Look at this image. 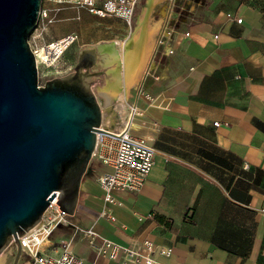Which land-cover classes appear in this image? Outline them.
<instances>
[{
    "label": "crops",
    "instance_id": "obj_1",
    "mask_svg": "<svg viewBox=\"0 0 264 264\" xmlns=\"http://www.w3.org/2000/svg\"><path fill=\"white\" fill-rule=\"evenodd\" d=\"M201 2L198 19L176 21L167 50L155 59L171 0H153L148 14L144 1L134 29L120 41L121 53L112 41L80 49L112 46L111 55L96 53L107 60L100 85L114 73V104L126 112L121 129L128 124V134L145 140L154 164L136 192L115 194L116 204L104 202L97 182L105 167L86 171L73 216L47 240L43 254L58 255L59 243L70 241L84 264H121L123 253L112 260L91 246L84 231L92 229L125 248L151 243L155 264H264V0ZM160 3V19L150 22ZM145 14L151 35L140 52L144 64L136 72L128 65L135 80L125 94L124 56L133 52L130 42ZM128 96L136 111L131 117L124 110ZM162 249L170 253L159 254Z\"/></svg>",
    "mask_w": 264,
    "mask_h": 264
},
{
    "label": "water",
    "instance_id": "obj_2",
    "mask_svg": "<svg viewBox=\"0 0 264 264\" xmlns=\"http://www.w3.org/2000/svg\"><path fill=\"white\" fill-rule=\"evenodd\" d=\"M41 0H0V254L34 228L57 198L73 216L81 180L95 149L102 111L91 90L95 49H82L74 72L37 84L29 46ZM83 69L85 71L83 72Z\"/></svg>",
    "mask_w": 264,
    "mask_h": 264
},
{
    "label": "built area",
    "instance_id": "obj_3",
    "mask_svg": "<svg viewBox=\"0 0 264 264\" xmlns=\"http://www.w3.org/2000/svg\"><path fill=\"white\" fill-rule=\"evenodd\" d=\"M139 2L140 0H41L39 19L34 32L37 31L41 23L48 25L55 22L56 15L62 11H76L77 19H79L81 11H86L102 19L118 18L130 29ZM179 2L190 6L188 5L189 0H171V11ZM235 22L240 24L242 20L236 19ZM170 24L171 19L168 17L157 37L153 59L163 54L168 48L174 32ZM185 35L188 36V34ZM76 41L75 33L67 34L40 46L29 41L38 73L40 71L45 77L59 75L60 60ZM167 53L172 54L173 51L168 49ZM135 112V109L131 108L129 117ZM127 125L118 132H111L116 137L96 135L95 149L97 148V151L95 153L93 151L92 159H96L106 169L98 176L97 182L102 191L103 200L108 204H116L115 194L117 193L136 192L144 184L154 164V150L147 145L144 139L128 134ZM214 126L217 127L218 123H214ZM56 203L57 198L49 204L37 227L22 236H17L21 253L16 264H84L83 260L71 251L70 241L59 243L60 252L58 255L42 253L43 247L52 233L60 226L66 227L69 223L70 215L61 211ZM101 217L114 221V218L109 214L102 213ZM84 234L91 239V246L108 259L116 260L120 253H123L121 264H138L141 260H143V264H155L152 245L145 240L139 241L135 244V248L131 249L100 238L92 229L85 230ZM16 249L15 239L11 237L10 242L0 254V264H12ZM169 253L168 249L159 251L161 255Z\"/></svg>",
    "mask_w": 264,
    "mask_h": 264
},
{
    "label": "rangeland",
    "instance_id": "obj_4",
    "mask_svg": "<svg viewBox=\"0 0 264 264\" xmlns=\"http://www.w3.org/2000/svg\"><path fill=\"white\" fill-rule=\"evenodd\" d=\"M144 1L145 0H140L139 4L137 5L130 29L123 23V21L119 20L118 18L102 19L93 16L89 20H85L81 14V17L77 19L76 11L59 12L56 15L55 22H53L52 24L45 25V23H41L37 31L32 32L29 36V41L31 43L40 46L70 33H75L77 35V41L67 50V52L61 58L59 66H62L60 68L59 75L55 77H45L42 76L39 71L37 79L38 86L44 87L45 82H47L48 80L66 75L69 72L71 66H73L76 60L77 53L83 46L96 45L99 42L112 41L116 44L115 46L118 52L121 53L120 41L122 39L126 40V38L129 37L132 29H134L136 16L141 14L144 7ZM189 1L191 2V6L194 8V12H191L190 6L188 7L185 3H177L176 7L171 13V20H173V22L170 24L171 27H173L176 21H178V23H183V21H193L194 19H198L200 10L203 9L204 5L202 4L201 0ZM157 2H159V0H157ZM161 5L162 3L158 4L155 8V11L150 18V22L158 21L160 19L159 10ZM165 23L166 20H164L163 26L165 25ZM99 86L102 87L99 84L96 89H98ZM130 99L131 97H129V101L125 105V111H129L131 108ZM97 101L101 106L102 114L105 115L104 121L101 122V125L103 124L105 130L112 132L121 129L123 116H126V112L118 108L119 103L117 102L113 104L110 109L111 112L114 113L113 122L111 120L112 117L110 118V113L106 111L104 102L99 95H97ZM120 112L122 114H120ZM108 119L110 121H108ZM98 166L99 162L93 158L88 165L87 171L90 172L91 170L98 168ZM60 227L52 233V235L49 237L50 239H53L55 236L61 233Z\"/></svg>",
    "mask_w": 264,
    "mask_h": 264
},
{
    "label": "bare ground",
    "instance_id": "obj_5",
    "mask_svg": "<svg viewBox=\"0 0 264 264\" xmlns=\"http://www.w3.org/2000/svg\"><path fill=\"white\" fill-rule=\"evenodd\" d=\"M152 1L153 0H148V3H147V14H148V12L150 11V6H151V3H152ZM147 14H145V18L143 19V21L142 22H140L139 23V31L141 32L140 34H139V36L138 37H136V38H134L130 43H131V45H132V51L133 52H130L129 50H127L126 51V53H125V56H124V61H125V69L127 70V76H126V80H125V94H127V89H128V86H129V84L130 83H132L135 79H134V74H133V69H131L130 67H128V65H131V64H135L136 65V70H135V72L140 68H142L143 67V57H142V54H140V52L142 53V52H145V50H146V43L148 42V40H149V38H150V35L151 34H149L147 31H146V29H145V25H146V18H147ZM127 45L125 46V48L127 49ZM131 47V46H130ZM130 53H134V55L133 56H131V54ZM130 69V70H129ZM131 72V73H130ZM134 72V73H135ZM99 88V87H98ZM108 94H106V93H101L100 94V96L102 97V100H103V102H104V106H105V108H106V111L107 112H109L110 113V118L112 117L113 118V116H114V113L113 112H111V106H112V104H114V100H115V98L114 97H112V95H109V96H107ZM112 103V104H111ZM124 103V102H123ZM129 113H130V111H129ZM104 118H105V115L104 114H102V121H104ZM107 118V117H106ZM109 118V119H110ZM111 118V119H112ZM108 119V121H110ZM113 121V120H112ZM101 128L103 129V130H105V128L103 127V124L101 125ZM97 151V148L94 150V153ZM35 227H37V225L35 226ZM34 227V228H35ZM33 228V229H34ZM1 260V259H0Z\"/></svg>",
    "mask_w": 264,
    "mask_h": 264
},
{
    "label": "flooded vegetation",
    "instance_id": "obj_6",
    "mask_svg": "<svg viewBox=\"0 0 264 264\" xmlns=\"http://www.w3.org/2000/svg\"><path fill=\"white\" fill-rule=\"evenodd\" d=\"M100 46H101L100 47V51H102L104 53L106 52L107 54H110V55L112 54V51H113L112 46H103V45H100ZM97 47L99 48V46H97ZM97 47L92 48V49H95V53H97V51H98ZM88 49H91V48H88ZM100 51H98V52H100ZM79 52L77 53L76 60H75V62L73 64L71 70L66 75H69L70 73L74 72V68H75V66L78 63ZM98 55L99 54H96L97 57H96V61L94 63L92 61H90V60H85L83 62V64H86V65L92 63V66L89 68V72L90 73H93V72L101 73V75L96 77V78L92 77L93 84L91 85V90L93 91V93L96 96L98 94L100 95L101 93H106V94L109 93L111 95H113V94L115 95L119 91V87H118V84H117V81H116L117 79H116L114 73H111L108 76V80H107V85L106 86H102V87L99 86V88L96 89L97 86L101 83V78L104 75V72L102 71V67L107 64V60L104 57H101V56H98ZM84 71H85V69H83V72ZM66 75H64V76H66ZM61 77H63V76H61Z\"/></svg>",
    "mask_w": 264,
    "mask_h": 264
}]
</instances>
